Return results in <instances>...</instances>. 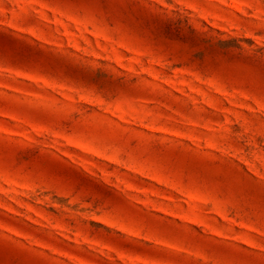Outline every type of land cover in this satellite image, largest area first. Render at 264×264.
Masks as SVG:
<instances>
[{"label": "rangeland", "instance_id": "obj_1", "mask_svg": "<svg viewBox=\"0 0 264 264\" xmlns=\"http://www.w3.org/2000/svg\"><path fill=\"white\" fill-rule=\"evenodd\" d=\"M0 264H264V0H0Z\"/></svg>", "mask_w": 264, "mask_h": 264}]
</instances>
